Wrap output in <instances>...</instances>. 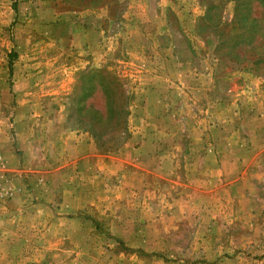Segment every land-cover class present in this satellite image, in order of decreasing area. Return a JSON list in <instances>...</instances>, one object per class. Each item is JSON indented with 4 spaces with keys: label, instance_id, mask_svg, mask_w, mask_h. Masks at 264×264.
Segmentation results:
<instances>
[{
    "label": "rangeland",
    "instance_id": "1",
    "mask_svg": "<svg viewBox=\"0 0 264 264\" xmlns=\"http://www.w3.org/2000/svg\"><path fill=\"white\" fill-rule=\"evenodd\" d=\"M207 1L0 0V135L18 189L0 216L49 205L47 233L71 236L0 234L3 262L264 264V74L218 51Z\"/></svg>",
    "mask_w": 264,
    "mask_h": 264
},
{
    "label": "trees",
    "instance_id": "2",
    "mask_svg": "<svg viewBox=\"0 0 264 264\" xmlns=\"http://www.w3.org/2000/svg\"><path fill=\"white\" fill-rule=\"evenodd\" d=\"M106 1V0H101ZM254 1H258L259 6L264 8V0H208L207 11L205 17L202 19L201 28H208L214 26L222 34L220 37L221 46H218V51L222 49L221 54L223 55L226 48L230 50L231 61L233 64L242 65L244 69H251L257 74H264V46L255 45L252 43V39L255 38L256 32L264 29L263 20L260 16H255ZM226 2H234V18L232 22V29L237 30L227 36L225 31L227 25L223 21V11L225 9ZM219 55V54H218ZM93 74L99 75V85L103 90H108V87L104 84L107 79H101L105 76L103 70L97 69L93 71ZM109 74V73H108ZM112 84L119 82L118 78L114 77L110 80ZM130 96V95H129ZM109 106V105H108ZM111 109V104L108 109ZM124 109L122 106L120 110H108V112L114 111L116 113H123ZM126 129V128H125ZM102 133L107 132L105 129L98 128ZM98 137H101L98 131H95ZM94 136L96 137V135ZM97 138V137H96Z\"/></svg>",
    "mask_w": 264,
    "mask_h": 264
},
{
    "label": "crops",
    "instance_id": "3",
    "mask_svg": "<svg viewBox=\"0 0 264 264\" xmlns=\"http://www.w3.org/2000/svg\"><path fill=\"white\" fill-rule=\"evenodd\" d=\"M3 135H4V132H1L0 147H1V150L4 154L6 153L7 156L9 155L8 158L12 162V161H14V155L11 153L6 139L3 140V137H4ZM14 176H15V174H14ZM16 181H17V177L15 178V183H16ZM13 192H14V196L18 193V189L16 187V184H15V188H14ZM8 205L9 204H8L7 199L4 198L1 202V207H0L1 211H3L4 208H6ZM48 207H49V205H44V204L35 206L34 208H36V210L39 214H35L34 216L31 217V214H32L31 213L29 216H27L25 218L28 221H26V220L24 221L23 219H21V217L18 216L20 214L23 215V213H16L17 216L14 217V220L17 218H19V220H18L17 224L13 223L14 225H12V221H10L12 219H6L7 220V223H6V220L0 216V234L2 236L1 239L8 241V243H9V241H13V240L22 241L23 239H21V238H25L24 234L27 233L29 235L30 232H34V230H36V229L39 233H41L42 239H44L46 237H49L50 239H60L63 241H65L67 239L68 240L71 239V236L67 235L68 232H66V236H60V237H58V234H60L59 231H58V234L56 233V235H54V237L52 235H50L49 233H47L48 230L57 227V224H56V226H54V224H52V223H57V221H54V219H56V218L52 217L53 212L51 215V213L48 210ZM78 208H84V207L80 206ZM26 211H24V212H26ZM33 211H35V210L33 209ZM40 211L44 212L46 215L50 216V218L47 219L45 214L41 215L42 213H40ZM31 218L34 219V222L31 221L32 220ZM75 219H76V222L78 223V225L80 226L81 230L87 224L92 225L94 223V221H92L91 219L82 217L81 215H77V217ZM21 220H22V222H21ZM35 222H37V223L34 224ZM62 222H63V220H62ZM66 223H67V221H64V224H66ZM59 225H62V224L60 223ZM67 230L68 229H66V231ZM10 232H11V234H10ZM88 234H91V232ZM94 234L97 235L96 232H94ZM125 234H126V236H124V237H118V236H116V234H114V235L116 237H118L119 239H127L128 238V235H127L128 232H126ZM26 238L28 239L29 237H26ZM77 238L79 239V236ZM85 238H86V234L80 235V239L85 240ZM19 250H20V253L24 252V251H22L23 249H19ZM75 252H76L77 256H81L84 253L83 249H81L79 247L77 248V251L75 250ZM4 254H6V252H4L3 250L0 249V264H2V263L6 264V262H3L1 259V258H4L6 256ZM29 260H31V259H29Z\"/></svg>",
    "mask_w": 264,
    "mask_h": 264
},
{
    "label": "built area",
    "instance_id": "4",
    "mask_svg": "<svg viewBox=\"0 0 264 264\" xmlns=\"http://www.w3.org/2000/svg\"><path fill=\"white\" fill-rule=\"evenodd\" d=\"M14 175L10 169L9 161L0 147V207L4 198L9 199L14 196Z\"/></svg>",
    "mask_w": 264,
    "mask_h": 264
}]
</instances>
